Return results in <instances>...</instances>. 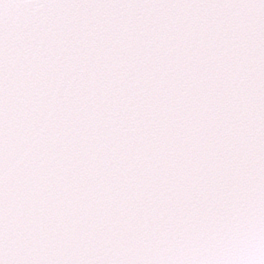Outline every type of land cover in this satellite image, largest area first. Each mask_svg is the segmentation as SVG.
Masks as SVG:
<instances>
[{
	"label": "snow or ice",
	"instance_id": "obj_1",
	"mask_svg": "<svg viewBox=\"0 0 264 264\" xmlns=\"http://www.w3.org/2000/svg\"><path fill=\"white\" fill-rule=\"evenodd\" d=\"M0 264H264V0H0Z\"/></svg>",
	"mask_w": 264,
	"mask_h": 264
}]
</instances>
